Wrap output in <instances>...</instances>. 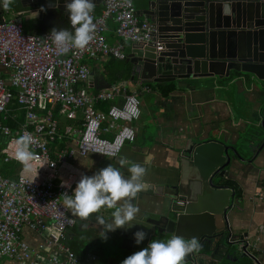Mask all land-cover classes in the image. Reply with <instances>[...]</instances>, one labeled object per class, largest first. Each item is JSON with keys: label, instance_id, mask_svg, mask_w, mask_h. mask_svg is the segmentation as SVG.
<instances>
[{"label": "crops", "instance_id": "crops-1", "mask_svg": "<svg viewBox=\"0 0 264 264\" xmlns=\"http://www.w3.org/2000/svg\"><path fill=\"white\" fill-rule=\"evenodd\" d=\"M10 1L7 6L3 4L1 18L20 20L28 33L42 34L56 26L55 31L72 39L68 26L72 17L64 12L49 14L45 7H33L30 0ZM132 1L137 16L149 20L143 13L148 0ZM102 7L103 1L88 4L85 10L76 13V18L81 21L88 10L99 13ZM40 9L42 15L38 16L36 10ZM115 26L116 22L108 19L106 37L111 43L116 40ZM131 50L132 43L124 41V59L107 56L92 60V74L80 84L92 95L114 85H122L126 92L135 91L140 98L141 113L132 123L134 141L124 143L116 157L94 153L81 156L76 152L70 157L71 164L92 185L95 198L84 211H79L76 203H69L74 224L67 227L63 246L76 256L79 264H101L95 257L96 245L115 238L130 246L125 228L132 217L146 210L155 219L165 214L178 218L176 231L186 236L184 242L206 237L202 247L212 264H238L233 263L231 252L243 255L239 250L241 242L248 244V251L264 264V147L257 155L247 154L248 161L235 159L226 163L219 154L224 145L254 135L251 129L258 130L255 133L263 131L260 123L264 119V81H260L254 93L249 85L230 82L225 77L189 78L175 86L170 82L169 89L159 90L160 84L143 82L145 79L136 66L127 60ZM0 72L8 78L6 70L0 67ZM121 95L122 90L113 100L98 101L95 106L106 111L113 102L122 99ZM36 111L41 115L50 112L57 121L51 156L60 164L58 153L76 146L83 129V115L77 110L69 119L56 105L48 103ZM1 122L17 129L26 123L25 109L17 101H11ZM106 127L107 121L101 125V135L112 138L114 133ZM1 133L0 130V157L5 165L0 168V175L9 178L22 173L33 175L24 162L4 159L6 143ZM193 138L196 142H191ZM196 147L203 149L196 154L193 150ZM219 166L224 174L213 176ZM211 179L224 185L226 200L214 194ZM100 194L107 197L108 204L99 201ZM179 200L183 203L179 204ZM223 209L226 214L222 215ZM20 238L28 245V257L22 261L1 257L0 264H53V254L57 259L64 257L48 231L23 227ZM243 259V263H253L247 255Z\"/></svg>", "mask_w": 264, "mask_h": 264}, {"label": "built area", "instance_id": "built-area-1", "mask_svg": "<svg viewBox=\"0 0 264 264\" xmlns=\"http://www.w3.org/2000/svg\"><path fill=\"white\" fill-rule=\"evenodd\" d=\"M108 19L116 22L113 43L106 37ZM68 26L72 39L55 30L26 33L20 20L0 19V67L8 72V78L0 72V115L7 114L12 87L26 119L13 134L0 119V130L7 137L4 159L24 162L26 169L33 171V175L22 173L16 178L0 175V258L22 261L28 257V245L20 238L23 227L46 230L51 241H60L58 247L66 248L62 239L67 227L74 224L69 203L84 211L95 198L92 185L71 164L70 157L75 152L116 157L124 143L135 139L132 123L141 113L138 93L114 85L92 95L80 84L90 75L92 60L107 56L124 59L123 42H150L155 25L137 16L132 0H103L99 13L88 10L81 21L70 18ZM154 43L160 49V42ZM121 90L119 102H113L106 111L96 108V102L113 100ZM45 103L56 105L69 119L77 110L83 115L76 146L58 153L60 164L51 156L57 121L50 112L41 115L36 111ZM106 121L107 130L114 133L112 138L101 135V125ZM98 199L109 203L104 194ZM240 246L244 248L246 243ZM51 261L78 264L71 252L63 260L52 257Z\"/></svg>", "mask_w": 264, "mask_h": 264}, {"label": "water", "instance_id": "water-1", "mask_svg": "<svg viewBox=\"0 0 264 264\" xmlns=\"http://www.w3.org/2000/svg\"><path fill=\"white\" fill-rule=\"evenodd\" d=\"M102 1L30 0L33 7H45L48 13L64 12L65 16L75 18L76 13L85 10L88 4ZM9 3L10 0H0V18L4 5ZM148 4L143 13L155 25L154 36L145 44L133 42L127 56L141 78L145 79L143 82H174L175 86L189 78L225 77L230 82L249 85L252 93L260 87V81H264V0H148ZM36 12L38 16L42 15L41 9ZM51 29H56V26L48 28ZM155 41L160 42V49ZM260 124L262 132L255 133L258 130L251 129L254 135L239 143L224 145L219 150L221 158L226 163H233L236 160L248 161L246 156L251 152V156L257 155L264 147V119ZM1 135L6 143L7 137ZM191 142L196 140L193 138ZM202 149L193 148L196 154ZM216 174L223 175V167H217L213 176ZM210 184L215 189L214 194L226 200L224 185L212 179ZM221 213L226 214V210ZM138 214L125 228L130 246L119 243L115 238L96 245L98 252L95 257L101 264H212L202 247L207 238L194 237L191 242H184L186 236L176 231L178 218L165 214L163 218L155 219L148 216L146 210ZM58 242L54 245L59 253H63L64 259L70 251L60 249ZM247 246L239 247V250L253 263H243V255L232 251L233 263L261 264ZM153 259L158 260L153 262ZM213 259H216L215 255Z\"/></svg>", "mask_w": 264, "mask_h": 264}, {"label": "trees", "instance_id": "trees-1", "mask_svg": "<svg viewBox=\"0 0 264 264\" xmlns=\"http://www.w3.org/2000/svg\"><path fill=\"white\" fill-rule=\"evenodd\" d=\"M23 31L24 32H26L24 29H23ZM27 33V32H26ZM71 33H72V30H71ZM66 35V34H65ZM67 36V35H66ZM148 85H152V84H149V83H147ZM159 86V90H162V89H164V90H167V89H169L170 87H171V85L170 84H160V85H158ZM11 90H12V92H13V96L11 97V100H10V102L11 101H16V98L14 97V95H15V90L11 87L10 88ZM9 102V103H10ZM9 105V104H8ZM1 117H2V115H0V119H1ZM16 127H17V125H16ZM10 129H11V132H12V134L14 133V130H17L15 127H13V126H11L10 127ZM77 262H78V264H79V260L77 259Z\"/></svg>", "mask_w": 264, "mask_h": 264}, {"label": "rangeland", "instance_id": "rangeland-1", "mask_svg": "<svg viewBox=\"0 0 264 264\" xmlns=\"http://www.w3.org/2000/svg\"><path fill=\"white\" fill-rule=\"evenodd\" d=\"M5 164H4V162H3V159H2V157H0V168L1 167H3Z\"/></svg>", "mask_w": 264, "mask_h": 264}]
</instances>
